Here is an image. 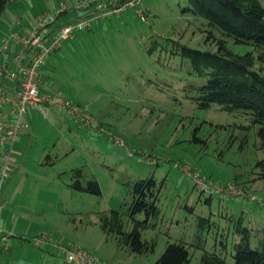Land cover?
<instances>
[{
  "label": "rangeland",
  "instance_id": "obj_1",
  "mask_svg": "<svg viewBox=\"0 0 264 264\" xmlns=\"http://www.w3.org/2000/svg\"><path fill=\"white\" fill-rule=\"evenodd\" d=\"M76 1L10 0L0 18V36L16 15L35 17L64 4L69 12L56 25L80 18L85 12L74 8ZM186 5L187 0H142L147 19L130 8L62 41L40 69V87L61 91L59 96L71 100L84 120L72 123L61 111L29 106L24 119L31 118V130L24 131L25 142L13 152L10 180L16 177L18 193L30 198L29 207L44 219L40 224L49 223L43 230L108 264H154L169 243L187 246L191 264H202L212 253L224 264H235L236 245L244 235L237 231L238 222L249 228L253 245L257 234L264 235V177L255 167L264 156L259 126L217 104L199 108L194 87L207 79L180 49L214 52L224 39L234 53L252 52L259 67L264 61L252 44L235 43L205 19L184 12ZM114 137L136 149L141 161L115 146ZM176 163L190 164L215 186L253 193L257 201L226 200L215 188L202 192ZM77 168L83 185L99 182L100 195L72 188ZM151 177L157 184V212L133 214V186ZM112 210L118 211L120 226ZM28 211H15L18 221H34ZM135 227L145 245L140 252L125 241ZM25 234L2 242V264H72L47 245L24 239Z\"/></svg>",
  "mask_w": 264,
  "mask_h": 264
},
{
  "label": "trees",
  "instance_id": "obj_2",
  "mask_svg": "<svg viewBox=\"0 0 264 264\" xmlns=\"http://www.w3.org/2000/svg\"><path fill=\"white\" fill-rule=\"evenodd\" d=\"M9 2L10 0H0V18ZM183 11L205 19L209 26L231 37L235 43L252 44L260 52L259 58L264 61L262 0H187ZM217 44L218 50L214 52L187 45H183L180 49L181 55L192 63L194 71L207 79L206 83L194 87L196 97L194 96L193 99L202 109L217 104L226 113L247 116L252 125L259 126L258 135L264 151V66L257 65V57L252 52L234 53L227 47L224 39H219ZM255 167L258 168L259 177H264V156L258 160ZM73 174L75 179L72 183L73 189L96 195L102 193L96 179L83 185L81 168L75 169ZM156 185L154 177L134 184L133 214L145 212L147 217L156 214ZM112 211L113 221L120 226L118 211ZM238 223L237 231L244 232V235L236 245L235 264H264V235L257 234L259 239L257 241L254 239L253 245L249 228L242 227L241 221ZM104 228L107 226L105 225ZM125 238L134 251L140 252L144 249L145 245L141 241L137 227L125 235ZM154 264H191L189 249L182 243H169L165 252ZM202 264H224V259L215 253L206 254L202 258Z\"/></svg>",
  "mask_w": 264,
  "mask_h": 264
},
{
  "label": "built area",
  "instance_id": "obj_3",
  "mask_svg": "<svg viewBox=\"0 0 264 264\" xmlns=\"http://www.w3.org/2000/svg\"><path fill=\"white\" fill-rule=\"evenodd\" d=\"M142 0H77L76 9L84 15L56 25L64 12H69L67 5H62L55 12H39L31 23L26 18L16 15L9 35L0 38V264H2L1 244L7 238L1 227L2 194L6 183L11 177V160L17 138L30 124L24 118L29 106H37L42 110L55 107L72 122L78 124L82 120L80 110L69 99L59 93L42 91L40 69L50 58L53 51L61 46V42L71 39L75 31H87L93 23L99 24L112 14H121L127 9H135V13L143 20L146 13L140 8ZM12 49V51H9ZM14 49V50H13ZM47 83V82H45ZM115 138V137H114ZM115 146L123 148L128 156H137L136 149L126 146V142L115 138ZM151 161H155L151 159ZM184 174L192 178L202 192H210L215 188L223 199L234 198L257 201L253 193L236 186L221 188L215 186L204 174L190 164H175ZM38 246L51 243L55 251L72 264H108L96 254L77 246L73 242L60 244L53 240L52 233L40 230L33 238Z\"/></svg>",
  "mask_w": 264,
  "mask_h": 264
},
{
  "label": "crops",
  "instance_id": "obj_4",
  "mask_svg": "<svg viewBox=\"0 0 264 264\" xmlns=\"http://www.w3.org/2000/svg\"><path fill=\"white\" fill-rule=\"evenodd\" d=\"M63 16L64 15H62V17ZM25 18H26V22L31 23L34 17L28 15ZM11 28H12V26L9 27V29H6V33H4V35L0 36V38L6 37L7 35H9V32H10ZM9 51H12V49H9ZM0 58H1V56H0ZM53 91H55V92H61L59 90H53ZM30 107L33 108V106H30ZM31 109H30V112L32 114H30V117L33 115V110H31ZM50 109H53L55 111V113L58 114V115H60V113H61L55 107H49L47 111H49ZM28 112H29V110H27V113ZM59 117H61V116H59ZM64 117H65V115H64ZM27 119H28V122H30V124H31V120H30L31 118H28L27 117ZM67 119L69 121H71L69 118H67ZM29 129L31 130V127ZM77 129H80L81 130V128H79V127H77ZM26 132L28 133V130ZM26 132H23L17 138L15 147H16V145H17L18 142L20 144L23 143V142H25V140H26L25 138H26V135H27ZM15 147H14V150H15ZM27 182H29V177L27 178ZM16 185H17L16 177H12L11 180L4 187L3 194H2V201H3V206L4 207L2 206V212H1V227H2V229L4 231V233L7 235V238L5 240H3V242L4 241H7V240L8 241L11 240L12 243H13L14 240H12L11 237L16 236V234H21L22 232H26V234L23 235L24 236V239H29V238H34L38 234V232L40 230H42V229L48 230L46 228V226H48L49 223H44L45 225H41L40 224V222H43L44 219L41 217L40 214L37 215V212L35 211V209H31V207H29V206H32V202H30V198L25 197L24 196V193H22V191L18 193V189H17ZM26 193H28V192H26ZM13 209H16V210H14V212H13ZM19 209L29 210L28 211L29 212V216L31 218H33L34 221H28L27 218H25V222L24 223L22 222V220H19L18 221V215H17L18 213H16L15 211H19ZM30 211H34L35 214L34 215L33 214L31 215L30 214ZM14 216H16L17 219L13 222V225H12L11 222L13 221ZM25 216H27V215L25 214ZM54 236H55V234H53V237ZM46 245H47V247H49V248L52 249V251H53L54 254L60 255V254H58L55 251L54 246L51 243H47Z\"/></svg>",
  "mask_w": 264,
  "mask_h": 264
}]
</instances>
